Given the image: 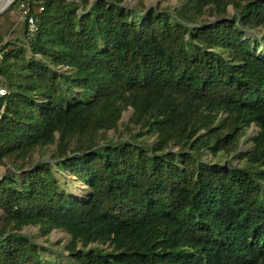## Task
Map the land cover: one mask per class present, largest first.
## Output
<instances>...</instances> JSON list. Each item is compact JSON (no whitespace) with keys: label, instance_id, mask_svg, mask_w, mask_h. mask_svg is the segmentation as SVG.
I'll return each instance as SVG.
<instances>
[{"label":"trees","instance_id":"1","mask_svg":"<svg viewBox=\"0 0 264 264\" xmlns=\"http://www.w3.org/2000/svg\"><path fill=\"white\" fill-rule=\"evenodd\" d=\"M125 1L10 7L0 264H264V0Z\"/></svg>","mask_w":264,"mask_h":264},{"label":"rangeland","instance_id":"2","mask_svg":"<svg viewBox=\"0 0 264 264\" xmlns=\"http://www.w3.org/2000/svg\"><path fill=\"white\" fill-rule=\"evenodd\" d=\"M17 1V0H15ZM182 0H126V5L129 8H135L142 4L144 7H159V6H169V7H178ZM11 7V6H10ZM7 9V11L0 17V37L3 40H9L15 37H21L24 33V26L26 20V14H24V7L22 5L15 6V8ZM26 7V6H25ZM132 114V110L126 111L123 114L122 122H128L130 116ZM120 130L124 132V129L120 127ZM257 129L253 127L249 132V137H253L256 135ZM110 137L115 138L117 136L113 131L109 133ZM126 135V134H124ZM248 147V146H246ZM244 147V148H246ZM5 173V169H0V174ZM66 176L65 179L70 186V192L73 196L84 199L87 196V188L82 184L78 183L76 179L70 175ZM1 219V212H0ZM26 233L35 236V240L43 245L46 249H48L46 258L47 259H60V254L62 253V248L68 243L69 236L62 231H52L49 242H45V240L39 235L37 229L33 227H29L25 230Z\"/></svg>","mask_w":264,"mask_h":264},{"label":"built area","instance_id":"3","mask_svg":"<svg viewBox=\"0 0 264 264\" xmlns=\"http://www.w3.org/2000/svg\"><path fill=\"white\" fill-rule=\"evenodd\" d=\"M26 1H30V0H26ZM22 7H24V14L27 15L28 8H26L24 5H22ZM42 10L43 9L40 8V11H42ZM29 22L31 24H33V20L31 18L29 19ZM0 58H1V56H0ZM6 95H7V89L4 86H2V84H1V78H0V97H4Z\"/></svg>","mask_w":264,"mask_h":264},{"label":"water","instance_id":"4","mask_svg":"<svg viewBox=\"0 0 264 264\" xmlns=\"http://www.w3.org/2000/svg\"><path fill=\"white\" fill-rule=\"evenodd\" d=\"M15 2V0H10V2H8V4L3 7L2 9H0V17L7 11V9Z\"/></svg>","mask_w":264,"mask_h":264},{"label":"bare ground","instance_id":"5","mask_svg":"<svg viewBox=\"0 0 264 264\" xmlns=\"http://www.w3.org/2000/svg\"><path fill=\"white\" fill-rule=\"evenodd\" d=\"M8 2H10V0H0V9L5 7L8 4Z\"/></svg>","mask_w":264,"mask_h":264}]
</instances>
